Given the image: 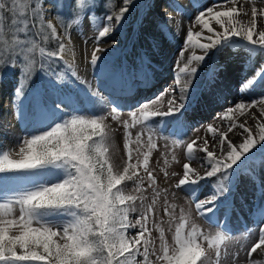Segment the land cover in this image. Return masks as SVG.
<instances>
[{
  "label": "rangeland",
  "instance_id": "1",
  "mask_svg": "<svg viewBox=\"0 0 264 264\" xmlns=\"http://www.w3.org/2000/svg\"><path fill=\"white\" fill-rule=\"evenodd\" d=\"M87 1L81 4L82 7L89 5L84 7L82 15L67 17L62 25L54 10L57 12L64 4L71 8L75 0H50L62 34L67 37L70 29L75 28L85 44L101 30L108 16V13L93 12L92 2ZM143 1L120 0L112 13H118L125 3H131V15ZM42 2H38L40 16L51 36L58 40V47L56 54H46L43 47H37L39 64L35 71L36 81L31 86L20 78V66L13 61L11 67H18L14 92L24 103L25 113L19 111L24 123L34 121L26 118V112L38 114L43 107L44 92L61 94L79 90L59 56L62 40L45 17ZM200 3L201 0H196L186 11V19L190 10H202ZM224 15L228 20V14ZM232 27L206 57L205 69L213 62L215 65L226 61L232 50L239 47L252 48L264 59V33H258L257 19L253 15L245 21L239 17ZM185 35L184 38L188 34ZM171 42L170 37L164 48L169 53L173 50ZM119 62L116 58L113 63ZM168 81L172 83V78ZM157 88L153 85V89ZM99 92L103 99L108 100L109 96L111 99L97 114L54 102L49 110L58 114L52 121L37 124L39 119L34 117L32 128L21 125V136L16 137L20 132L14 136L17 146L27 149L22 157L11 155L10 150L0 146V184L4 185L0 188V264H83L80 260L87 258L81 256L90 253L91 264H229L233 256L244 255L256 236L254 231L241 233L237 229H226L217 220V231H207L209 236L200 234L199 224L192 221V214L199 215L206 225L213 224L211 215L216 216V213L199 208L189 189L180 187V182L189 174L184 170L186 163L195 165L192 157L204 155V149L194 144L206 135L199 116L185 115V122L170 117L168 121L173 119L175 124L167 129V121L165 127L162 119L155 122L153 118L163 105L156 96H148L139 105L125 107L121 105L120 96L109 95L103 89ZM135 94L137 99H142L141 92L135 91ZM254 98L264 102V82L259 84ZM227 100L228 104L232 103L231 99ZM242 101L237 110L250 103L248 98ZM94 102L91 100V105ZM80 103L85 104L86 100ZM226 110L228 114L224 113L219 121L238 115L233 107ZM41 116L45 119L43 114ZM262 120L260 126L250 130L245 146L234 144L232 150L228 149L230 158L217 166L221 170L229 168L227 177L232 176V180L246 173L251 162L264 159ZM72 122L77 123L74 127L89 131L91 151L103 164L94 167L86 156L90 150L74 138L64 139L67 142L61 147L62 152L46 147L51 136L72 126ZM175 126H182L185 131L175 134ZM165 137H169L170 147L166 146ZM179 140L183 141L177 148L175 144ZM162 150L164 155L169 151L171 158L159 160ZM90 232L95 237L90 236ZM94 238L96 247L92 250Z\"/></svg>",
  "mask_w": 264,
  "mask_h": 264
},
{
  "label": "bare ground",
  "instance_id": "2",
  "mask_svg": "<svg viewBox=\"0 0 264 264\" xmlns=\"http://www.w3.org/2000/svg\"><path fill=\"white\" fill-rule=\"evenodd\" d=\"M195 1L144 0L131 15L132 5L125 3L118 13L105 18L101 30L85 44L75 28L70 29L67 37L62 34L53 16L50 0H43L42 11L62 40L59 56L66 63L79 90L61 94L44 92L43 107L37 111L38 114L35 116L32 111L26 112V118L34 121L24 123L19 115L20 112L25 113L24 103L11 85L17 75V66L11 67L0 80V146L19 158L25 155L27 149L17 146L15 140L21 136L19 128L21 125L32 128L35 118L39 119L37 124L52 121L58 114L49 110L54 102H61L66 108L75 107L97 114L111 99L109 96L105 100L99 95L102 89L109 95L120 96L121 105L125 107L139 105L148 96H156L163 105L153 117L155 122L162 119L163 125L166 127L168 124L167 129H170L175 124L173 119L168 121L170 117H178L185 122V115L199 116L201 125L206 128V135L194 143L204 149V155L192 157L195 165L186 163L184 170L189 174L180 182V187L189 189V193L194 195L199 208L216 213V216L211 215L213 224L206 225L199 215L192 214V221L199 224L200 234L209 236L211 234L207 231H217V220L226 229H237L241 233L254 231L256 236L245 254L237 258L233 256L229 264H264V159L251 162L247 172L233 180L232 176L227 177L229 168H217L230 158L228 149L232 150L234 144L245 146L250 130L263 122L264 102L254 97L258 94L259 84L264 82V59L252 48L239 47L233 49L230 55L226 54L229 55L228 60L217 63L218 66L213 62L207 69L204 68L206 57L210 56L216 43L229 33L228 29L236 26L239 17L245 21L253 15L257 19L258 33H264V0H201L202 10H190L186 19L184 15ZM166 28L172 32L173 50L170 53L164 49L167 48L163 40L165 34H161ZM185 34H188L186 38ZM116 58L120 60L118 64L113 63ZM205 71L207 74H203ZM168 78H172V83ZM153 85L158 87L157 90L153 89ZM135 91L142 93V99H137ZM244 98H248L250 103L237 110ZM227 99H231L232 103L228 104ZM81 100H86V103L81 104ZM91 100H95V104L91 105ZM231 107L238 115L231 120L219 121L227 113L226 109ZM174 129L175 134L185 131L182 126H175ZM166 137V146L170 147L169 137ZM182 141L179 140L175 146L180 147ZM166 146L163 144V147ZM164 152L162 150L161 159L158 158L161 161L171 158L169 151L165 155ZM2 187L4 185L0 184ZM227 190L228 193L224 194Z\"/></svg>",
  "mask_w": 264,
  "mask_h": 264
},
{
  "label": "trees",
  "instance_id": "3",
  "mask_svg": "<svg viewBox=\"0 0 264 264\" xmlns=\"http://www.w3.org/2000/svg\"><path fill=\"white\" fill-rule=\"evenodd\" d=\"M86 1L75 0L71 8L67 4H64L63 7L59 6L57 12L54 10L58 22L63 25L65 18L82 15L84 7L89 6L82 7L81 4ZM38 2L39 0H0V76L11 68L13 61H17L20 66V78L29 86L36 81L35 71L39 64L37 47H43L46 54H56L58 47V40L51 36L48 26L40 16ZM87 2L89 4L92 2L91 10L93 12L108 13V15L114 14L112 12L120 4V0H88ZM88 9L90 8L88 7ZM76 124L72 122V126L68 125L55 136H51L46 147L52 151L62 152L60 149L67 142L64 139L74 138L76 142H82L83 146L90 150L86 156L94 167H98L103 163L98 159L96 153L91 151L92 139L90 141L89 131L85 132L79 127H74L73 125ZM102 175L103 172H100V176ZM89 235L94 236V233L90 232ZM93 241L92 250L96 247V239L94 238ZM112 247L115 248V245ZM81 258H87V260H80L83 264H91L93 257L90 253L86 256L82 255Z\"/></svg>",
  "mask_w": 264,
  "mask_h": 264
},
{
  "label": "water",
  "instance_id": "4",
  "mask_svg": "<svg viewBox=\"0 0 264 264\" xmlns=\"http://www.w3.org/2000/svg\"><path fill=\"white\" fill-rule=\"evenodd\" d=\"M161 34H162V36L165 34V37H164L163 40L165 41V43H168L170 37L172 36V32H170V30H169L168 28H166L165 30H163V31L161 32ZM17 72H18V67H17ZM16 77H17V75H16ZM15 79H16V78H15ZM15 79H14V81L11 83L12 86L15 85Z\"/></svg>",
  "mask_w": 264,
  "mask_h": 264
}]
</instances>
